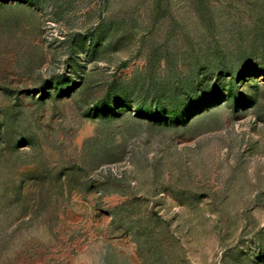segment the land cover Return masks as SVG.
<instances>
[{
	"label": "rangeland",
	"instance_id": "obj_1",
	"mask_svg": "<svg viewBox=\"0 0 264 264\" xmlns=\"http://www.w3.org/2000/svg\"><path fill=\"white\" fill-rule=\"evenodd\" d=\"M0 264H264V0H0Z\"/></svg>",
	"mask_w": 264,
	"mask_h": 264
}]
</instances>
